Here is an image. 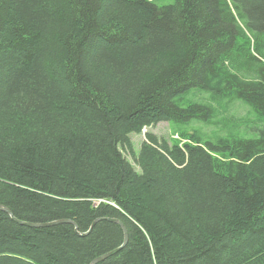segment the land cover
<instances>
[{
	"label": "trees",
	"instance_id": "1",
	"mask_svg": "<svg viewBox=\"0 0 264 264\" xmlns=\"http://www.w3.org/2000/svg\"><path fill=\"white\" fill-rule=\"evenodd\" d=\"M0 206V264H264V0H0Z\"/></svg>",
	"mask_w": 264,
	"mask_h": 264
},
{
	"label": "rangeland",
	"instance_id": "2",
	"mask_svg": "<svg viewBox=\"0 0 264 264\" xmlns=\"http://www.w3.org/2000/svg\"><path fill=\"white\" fill-rule=\"evenodd\" d=\"M154 2L159 5H170L173 4L174 0H154ZM203 100L206 99L203 98ZM222 114L224 117L227 118V121L230 123L232 122L241 123L243 121L250 120L248 125H257V121L256 120L254 121V117L251 116V114L248 112V109L239 104H235L231 106V108L229 107L225 109V111H223ZM244 126H247V124H245ZM258 126L261 127L262 125L258 124ZM203 129L204 131H207L209 133L213 131V128L210 127H203ZM171 131H172L171 127L167 122H160L151 127H144L140 133L130 135L131 145H132L131 147L133 149L134 156H132L129 153V151L124 149L122 150V153L125 156V158L130 162V164L134 167V169L137 172H139L140 169L136 164L137 162L136 157L139 155V151L142 145L146 142V137L148 133L154 135L159 142L165 141L167 143H170L173 140L171 136ZM255 135L256 133L252 134L251 136H255Z\"/></svg>",
	"mask_w": 264,
	"mask_h": 264
},
{
	"label": "water",
	"instance_id": "3",
	"mask_svg": "<svg viewBox=\"0 0 264 264\" xmlns=\"http://www.w3.org/2000/svg\"><path fill=\"white\" fill-rule=\"evenodd\" d=\"M0 211H4V212H6L7 214H9V215L11 216L10 212H9L6 208H4V207H2V206H0ZM105 219L108 220V221H110V222H112V223H116V224H118V225L122 228L123 233H124L123 245H122L121 247L117 248V249H114V250H112V251H110V252H108V253H105V254H103V255H101V256L95 258V259L91 262V264H97L98 262H101V261L105 260L106 258H108V257H110V256H112V255H114V254L117 253V252H118V251H119V250H120V249L126 244V242H127V232H126V229H125V226L123 225V223H122L120 220L115 219V218H108V217H107V218H105ZM98 220H101V219H97V220H95V221L92 223V225H91V227L89 228V230H88L86 233H83L82 235H86V234H88V233L90 232L91 228L93 227V225H94ZM18 223H20V224H24V225L29 226V227H36V228H38V227H50V226L57 225V224H61V223H72V222L69 221V220H58V221H53V222H48V223H42V224H30V223H22V222H18Z\"/></svg>",
	"mask_w": 264,
	"mask_h": 264
}]
</instances>
